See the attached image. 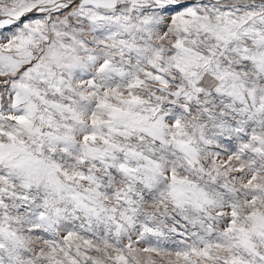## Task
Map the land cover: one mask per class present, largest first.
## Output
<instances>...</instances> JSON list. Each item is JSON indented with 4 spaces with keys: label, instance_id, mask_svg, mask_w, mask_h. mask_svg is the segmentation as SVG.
I'll return each instance as SVG.
<instances>
[{
    "label": "snow or ice",
    "instance_id": "1",
    "mask_svg": "<svg viewBox=\"0 0 264 264\" xmlns=\"http://www.w3.org/2000/svg\"><path fill=\"white\" fill-rule=\"evenodd\" d=\"M0 264H264V0H0Z\"/></svg>",
    "mask_w": 264,
    "mask_h": 264
}]
</instances>
